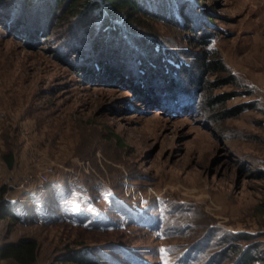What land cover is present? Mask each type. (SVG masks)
<instances>
[{"label":"rangeland","instance_id":"1","mask_svg":"<svg viewBox=\"0 0 264 264\" xmlns=\"http://www.w3.org/2000/svg\"><path fill=\"white\" fill-rule=\"evenodd\" d=\"M35 2L0 12V246L34 239V264H264V0H142L153 51L78 57ZM201 40L224 70L201 73Z\"/></svg>","mask_w":264,"mask_h":264},{"label":"trees","instance_id":"2","mask_svg":"<svg viewBox=\"0 0 264 264\" xmlns=\"http://www.w3.org/2000/svg\"><path fill=\"white\" fill-rule=\"evenodd\" d=\"M141 1L142 0H0V12L7 15V17L10 15V18L16 20L17 16L15 14L19 13V15L21 14V18H25L26 12H28L30 6H32L34 2L39 3L41 7L43 5L45 11L44 15L48 20L46 19V22H44L45 25L43 24V27H41L40 33H43L44 36L53 35L60 42L62 40L72 41L74 39L76 43L79 44L75 50V55L78 57L86 50L105 53L103 48H105V46L107 47L106 43L111 44L113 40H118L122 46L123 40L128 43H135V40H138L139 43L146 46V43L151 40V36L146 35L139 37V35L136 34L138 32L141 33L140 30L144 29L142 27V18H148L151 15L141 4ZM9 7H11L10 12L7 11ZM11 12H14V14H11ZM104 36L109 39L111 37L112 39L108 41ZM147 44L151 51H153L154 47L152 43ZM141 47L142 46L139 44V48ZM200 49L201 54L197 59V63L201 73L213 74L224 70L222 62L217 57H211L208 49H206V40H201ZM119 56L122 57V54ZM135 60L134 63H136V68L144 72L146 60L142 61L140 58H136ZM99 65H102L104 70H107L108 73L118 71L115 64L106 62V60L100 61ZM168 88L174 89L172 86H168ZM175 90L177 91V88ZM165 103L173 107V104L170 102L166 101ZM2 159L8 168L13 167V155L10 152L3 154ZM3 208L6 211L4 215L15 220L18 219L17 214H15V209ZM36 254L37 242L31 238H21L14 242H6L0 246V259L10 260L16 264H34L36 261ZM65 259L78 264H89L86 257L80 253H72Z\"/></svg>","mask_w":264,"mask_h":264},{"label":"built area","instance_id":"3","mask_svg":"<svg viewBox=\"0 0 264 264\" xmlns=\"http://www.w3.org/2000/svg\"><path fill=\"white\" fill-rule=\"evenodd\" d=\"M52 173H53L52 167L45 168V170L39 174V178H40L39 182L40 183L48 182V178Z\"/></svg>","mask_w":264,"mask_h":264},{"label":"bare ground","instance_id":"4","mask_svg":"<svg viewBox=\"0 0 264 264\" xmlns=\"http://www.w3.org/2000/svg\"><path fill=\"white\" fill-rule=\"evenodd\" d=\"M263 44V43H262ZM263 48V47H262Z\"/></svg>","mask_w":264,"mask_h":264}]
</instances>
